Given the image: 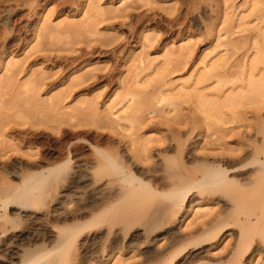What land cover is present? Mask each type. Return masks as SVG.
I'll use <instances>...</instances> for the list:
<instances>
[{
    "label": "bare ground",
    "instance_id": "6f19581e",
    "mask_svg": "<svg viewBox=\"0 0 264 264\" xmlns=\"http://www.w3.org/2000/svg\"><path fill=\"white\" fill-rule=\"evenodd\" d=\"M12 8L2 2L1 21ZM218 57L196 70L192 89L222 95L245 86L264 90L262 56V63L246 58L237 69H218ZM125 97L118 112L128 108ZM250 107L245 122L240 116L182 115V127L167 126L157 140L152 133L165 124L161 117L137 121L118 113L113 122L123 132L91 145L68 167L66 156L53 163L23 153L21 164L31 172L24 179L14 168L11 176L25 184L0 185V209L14 207L33 229L21 227L12 233L15 242H0V264H264V111ZM7 117H0L2 136L8 135ZM211 119L218 126L205 128ZM134 120L138 127L132 129L127 122ZM136 141L139 147H131ZM8 159L6 166L17 162ZM28 234L33 239L25 246L19 240Z\"/></svg>",
    "mask_w": 264,
    "mask_h": 264
},
{
    "label": "rangeland",
    "instance_id": "374dc122",
    "mask_svg": "<svg viewBox=\"0 0 264 264\" xmlns=\"http://www.w3.org/2000/svg\"><path fill=\"white\" fill-rule=\"evenodd\" d=\"M2 2L13 8L0 20V117L8 116V135H0V185L25 184L11 174L19 168L26 179L31 171L21 163L27 155L53 163L66 156L63 164L73 165L80 152L123 132L113 122L118 113L161 117L165 124L152 133L159 139L167 126L182 127L184 115L241 117L242 122L251 116L244 114L250 106L264 111L259 88L222 95L190 86L196 70L218 55L215 65L223 68L237 69L246 58L248 64L257 58L262 63L264 0H0V8ZM246 46L251 52L247 48L244 55ZM166 59L170 67L163 70ZM124 96L128 108L118 112ZM212 120L205 128L218 126ZM134 143L131 147L140 144ZM7 159L17 162L6 166ZM13 210L0 209V242L10 237L12 243V233L21 227L33 229ZM32 239L19 241L27 246Z\"/></svg>",
    "mask_w": 264,
    "mask_h": 264
}]
</instances>
